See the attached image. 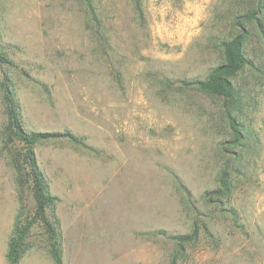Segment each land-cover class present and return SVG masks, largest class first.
Returning a JSON list of instances; mask_svg holds the SVG:
<instances>
[{
  "label": "rangeland",
  "instance_id": "rangeland-1",
  "mask_svg": "<svg viewBox=\"0 0 264 264\" xmlns=\"http://www.w3.org/2000/svg\"><path fill=\"white\" fill-rule=\"evenodd\" d=\"M241 11L240 0H0L11 60L0 79L13 82L25 128L67 129L90 148L36 147L58 198L61 264H170L176 242L148 232L194 227L176 264H264V34L247 23L250 64L234 80L232 112L240 144L222 100L182 83L223 61ZM4 121L0 94V131ZM224 165L230 198L209 202ZM30 206L0 148V264ZM28 243L18 264H55L38 226Z\"/></svg>",
  "mask_w": 264,
  "mask_h": 264
},
{
  "label": "trees",
  "instance_id": "trees-1",
  "mask_svg": "<svg viewBox=\"0 0 264 264\" xmlns=\"http://www.w3.org/2000/svg\"><path fill=\"white\" fill-rule=\"evenodd\" d=\"M240 1L243 11L233 21L237 32L220 44L223 61L213 66L203 79H190L182 82L185 86L222 100L223 110L229 119L233 144H240L244 137L232 112L238 111L241 105L240 89L235 85L234 80L250 64L245 52V44L252 34V29L247 26V23L264 34V0ZM0 63H11V60L2 52L1 45ZM0 94L5 116L0 131V148L13 172V179L20 197L23 199L25 195H29L31 199V206L27 212L22 208L16 215L7 243L6 259L10 264H18L29 248L28 238L31 230L38 226L53 262L61 264L62 232L55 210L58 198L50 192L49 182L37 160L36 147L58 139H67L86 148L88 146L83 143L82 138L67 129L28 131L24 126L21 107L10 78L0 79ZM232 189L231 169L228 165H224L217 178V188L205 193L206 200L215 202L217 199H229ZM148 233L167 235L176 242L178 252L170 262V264H176L178 255L183 253L184 245L197 238L198 230L194 227L189 234L185 235L167 234L163 229Z\"/></svg>",
  "mask_w": 264,
  "mask_h": 264
}]
</instances>
